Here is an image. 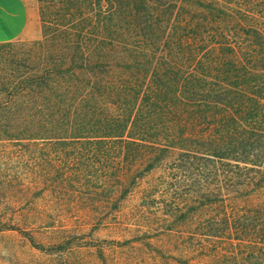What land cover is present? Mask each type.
<instances>
[{
    "label": "trees",
    "instance_id": "16d2710c",
    "mask_svg": "<svg viewBox=\"0 0 264 264\" xmlns=\"http://www.w3.org/2000/svg\"><path fill=\"white\" fill-rule=\"evenodd\" d=\"M50 1L0 108L69 157L74 194L117 211L164 167L146 198L179 213L173 261L264 264V0Z\"/></svg>",
    "mask_w": 264,
    "mask_h": 264
},
{
    "label": "rangeland",
    "instance_id": "374dc122",
    "mask_svg": "<svg viewBox=\"0 0 264 264\" xmlns=\"http://www.w3.org/2000/svg\"><path fill=\"white\" fill-rule=\"evenodd\" d=\"M28 1L40 16L41 37L0 44V89L12 74L27 72L36 42L43 39L41 8L51 10V1ZM5 97L0 92V103ZM6 113L0 108V264H179L171 255L179 260L188 240L164 231L183 230L179 213L165 216L166 204L160 212L154 206V213L146 198L156 189L165 192L164 167L146 175L117 211L88 186L74 194L61 180L69 157L37 139V123ZM180 188L182 195L190 190Z\"/></svg>",
    "mask_w": 264,
    "mask_h": 264
},
{
    "label": "crops",
    "instance_id": "0c3cea01",
    "mask_svg": "<svg viewBox=\"0 0 264 264\" xmlns=\"http://www.w3.org/2000/svg\"><path fill=\"white\" fill-rule=\"evenodd\" d=\"M3 28L0 44L41 37L40 16L28 0H0Z\"/></svg>",
    "mask_w": 264,
    "mask_h": 264
},
{
    "label": "snow or ice",
    "instance_id": "6c2138e0",
    "mask_svg": "<svg viewBox=\"0 0 264 264\" xmlns=\"http://www.w3.org/2000/svg\"><path fill=\"white\" fill-rule=\"evenodd\" d=\"M2 28H3V13L0 11V34H2Z\"/></svg>",
    "mask_w": 264,
    "mask_h": 264
}]
</instances>
